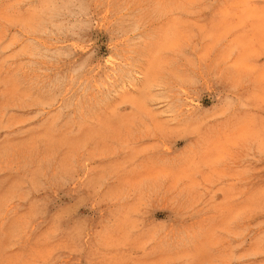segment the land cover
<instances>
[{
  "label": "rangeland",
  "instance_id": "374dc122",
  "mask_svg": "<svg viewBox=\"0 0 264 264\" xmlns=\"http://www.w3.org/2000/svg\"><path fill=\"white\" fill-rule=\"evenodd\" d=\"M261 5L0 0V264H264Z\"/></svg>",
  "mask_w": 264,
  "mask_h": 264
},
{
  "label": "snow or ice",
  "instance_id": "6c2138e0",
  "mask_svg": "<svg viewBox=\"0 0 264 264\" xmlns=\"http://www.w3.org/2000/svg\"><path fill=\"white\" fill-rule=\"evenodd\" d=\"M261 7L264 8V5ZM258 143L261 159L264 161V134L260 136ZM202 147L213 153L243 150L253 152L257 149V139L248 131L247 124L242 119H233L225 121L218 128L208 129Z\"/></svg>",
  "mask_w": 264,
  "mask_h": 264
},
{
  "label": "clouds",
  "instance_id": "9594fccd",
  "mask_svg": "<svg viewBox=\"0 0 264 264\" xmlns=\"http://www.w3.org/2000/svg\"><path fill=\"white\" fill-rule=\"evenodd\" d=\"M219 120L222 121V122L227 121L228 120V115L226 113L220 114ZM213 123H215V118H213ZM262 134H264V127L261 128V131H260V134H259V138H260V136Z\"/></svg>",
  "mask_w": 264,
  "mask_h": 264
}]
</instances>
